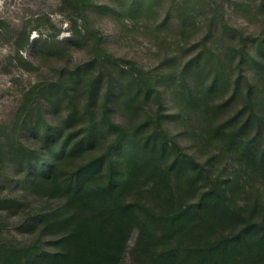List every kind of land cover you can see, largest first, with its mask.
Wrapping results in <instances>:
<instances>
[{"label":"trees","instance_id":"trees-1","mask_svg":"<svg viewBox=\"0 0 264 264\" xmlns=\"http://www.w3.org/2000/svg\"><path fill=\"white\" fill-rule=\"evenodd\" d=\"M69 1L72 40L94 38L86 17L90 0ZM20 37L16 62L30 71L32 62L18 51L33 44ZM100 44L95 37L84 64L60 68L23 94L18 119L24 116L27 125L37 114L41 151L16 143L9 155L17 168L27 166L33 178L26 191L37 202L0 198V264H264V208L235 202L247 182L233 172L264 181V110L258 112L255 81L243 68L246 44L237 51L232 92L217 104L212 97L226 85L220 66L205 74L206 83L185 76V67L195 74L207 64L204 52L177 77L156 79ZM160 84L181 105L180 121L197 124L188 133L197 149L209 152L204 161L163 129ZM243 91V106L216 121ZM47 93L49 103H58L51 125L40 115ZM116 110L145 112L144 121L131 131L112 120ZM2 155L0 148V162ZM226 160L234 163L233 176L224 179L217 168ZM10 217L21 242L1 238L3 218Z\"/></svg>","mask_w":264,"mask_h":264},{"label":"rangeland","instance_id":"rangeland-1","mask_svg":"<svg viewBox=\"0 0 264 264\" xmlns=\"http://www.w3.org/2000/svg\"><path fill=\"white\" fill-rule=\"evenodd\" d=\"M133 2L136 1L90 0L86 17L94 38L78 42L72 40L74 28L69 19L74 15L71 9L73 2L0 0V148L3 151L0 162V198L17 197L22 199L24 206L26 202H37L26 191L28 181L33 178L27 173V166L17 168L10 162L9 155L10 148L16 143L41 151L42 144L35 138V134L40 136L38 130L42 127L37 114H27V125L21 122L24 116L18 119L23 94L37 81L54 78L60 68L69 70L84 64L91 54V44L95 37L101 38L100 46L114 57L134 62L156 79L166 77L169 73H174L177 77L184 65L204 52L208 57L207 64L203 63L206 65H201L195 74L192 67H185V76L191 83L194 79L206 83L209 76L205 74L214 73L213 70L220 66L224 70L226 85L212 97L214 104L226 100L232 92L239 59L237 51L244 42L243 68L255 81V105L258 112L262 113L264 103L260 101L264 102V0ZM24 34L29 37L33 46L30 44L18 51V55L32 62L30 71L23 70L16 62L17 44L20 35ZM55 41L62 44H56ZM254 60L255 63L252 62ZM159 86L162 90L163 112L166 115L161 121L163 129L175 136L187 153L204 161L209 152L207 149H197L188 133V129L191 130L197 124L181 122L176 116L182 112L181 105L173 100L168 88L163 89L161 84ZM171 86L173 85L170 83L169 87ZM241 94L229 109L215 117L216 121L223 120L243 106L244 91ZM50 97L51 93H47V99L44 97L40 109V115L44 116L48 125L54 123L52 113H57L58 105L49 103ZM145 111L149 112L150 109ZM143 114L145 112L132 116L128 111L116 110L112 120L124 124L132 131L144 121ZM262 141L264 143V132ZM233 164L226 160V164L219 166L217 171L224 179L228 176L231 178L234 174L239 182H247L245 191L237 192L235 202L246 207L256 204L264 208V181L254 176L248 180L242 171L229 175ZM3 220L7 227L1 231V238L21 242L23 235L12 228L16 218ZM124 264L132 263L126 259Z\"/></svg>","mask_w":264,"mask_h":264}]
</instances>
